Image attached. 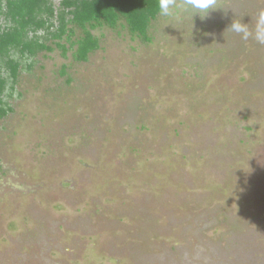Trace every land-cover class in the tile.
Masks as SVG:
<instances>
[{
	"label": "rangeland",
	"instance_id": "rangeland-1",
	"mask_svg": "<svg viewBox=\"0 0 264 264\" xmlns=\"http://www.w3.org/2000/svg\"><path fill=\"white\" fill-rule=\"evenodd\" d=\"M262 6L98 26L87 61L42 38L3 95L0 264H264V45L226 30Z\"/></svg>",
	"mask_w": 264,
	"mask_h": 264
},
{
	"label": "trees",
	"instance_id": "trees-1",
	"mask_svg": "<svg viewBox=\"0 0 264 264\" xmlns=\"http://www.w3.org/2000/svg\"><path fill=\"white\" fill-rule=\"evenodd\" d=\"M157 4L158 0H61L57 10L53 0H0V119L11 110L3 99L9 79L17 81L22 59L52 49L46 40H57L65 53L69 47L59 40L66 38L70 47H76L74 58L87 61L100 46L92 32L98 26L116 27L124 20L132 34L148 40L151 22L158 16ZM75 27L82 34L72 40Z\"/></svg>",
	"mask_w": 264,
	"mask_h": 264
},
{
	"label": "clouds",
	"instance_id": "clouds-1",
	"mask_svg": "<svg viewBox=\"0 0 264 264\" xmlns=\"http://www.w3.org/2000/svg\"><path fill=\"white\" fill-rule=\"evenodd\" d=\"M261 4L264 5V0H261ZM216 9H221L218 7V0H158L157 4L159 16L174 19L184 15H189L193 19L196 14L203 19L210 10ZM243 16L237 17L235 14L226 30L239 35L245 42L252 40L264 45V6L258 8L254 16L251 15V23L243 22Z\"/></svg>",
	"mask_w": 264,
	"mask_h": 264
}]
</instances>
